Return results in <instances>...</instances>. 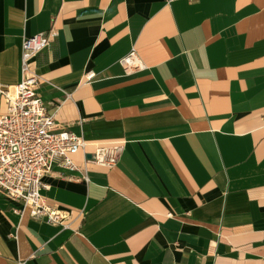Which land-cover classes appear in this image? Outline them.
Returning <instances> with one entry per match:
<instances>
[{
    "label": "crops",
    "instance_id": "obj_1",
    "mask_svg": "<svg viewBox=\"0 0 264 264\" xmlns=\"http://www.w3.org/2000/svg\"><path fill=\"white\" fill-rule=\"evenodd\" d=\"M53 27L38 91L87 145L41 194L72 216L0 194V264H264V0H0V85ZM111 144L116 166L90 160Z\"/></svg>",
    "mask_w": 264,
    "mask_h": 264
},
{
    "label": "built area",
    "instance_id": "obj_2",
    "mask_svg": "<svg viewBox=\"0 0 264 264\" xmlns=\"http://www.w3.org/2000/svg\"><path fill=\"white\" fill-rule=\"evenodd\" d=\"M55 27L24 39L21 51L22 79L18 84L0 85V99L7 104L0 113V194L20 200L31 216L55 225L67 226L72 216L69 208L48 205L41 194L47 187L43 179L55 164L78 169L72 155L85 148V139L59 124L39 93L43 80L36 70L37 56L56 39ZM127 75L144 68L133 49L121 59ZM95 76L93 70L86 78ZM122 146L97 147L91 161L112 168L120 159ZM172 215V213H169Z\"/></svg>",
    "mask_w": 264,
    "mask_h": 264
}]
</instances>
